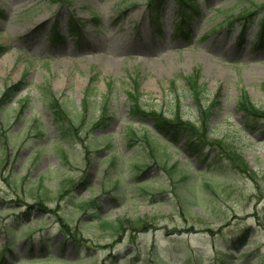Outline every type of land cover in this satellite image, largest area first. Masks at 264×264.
<instances>
[{
	"label": "rangeland",
	"instance_id": "obj_1",
	"mask_svg": "<svg viewBox=\"0 0 264 264\" xmlns=\"http://www.w3.org/2000/svg\"><path fill=\"white\" fill-rule=\"evenodd\" d=\"M148 2L0 0V99L22 85L0 106V264H264V119L240 107L264 112V9L243 39L237 21L264 0H196L187 36L176 0L157 21ZM134 94L169 122L207 109L222 147L195 154L131 118Z\"/></svg>",
	"mask_w": 264,
	"mask_h": 264
},
{
	"label": "trees",
	"instance_id": "obj_2",
	"mask_svg": "<svg viewBox=\"0 0 264 264\" xmlns=\"http://www.w3.org/2000/svg\"><path fill=\"white\" fill-rule=\"evenodd\" d=\"M60 2L65 3L66 0H58ZM167 0H149V9L151 11L152 17L155 18V21L158 20V15L160 9H162L163 5L165 4ZM177 5L179 8V27L178 30L181 33H185V26H187L193 19V15L197 11V7L195 5L196 0H176ZM264 7H257L255 6V9L253 11H250L247 13L245 16H241V18H238L239 20L243 23V29H242V35L241 37L243 38L247 32V27L250 23H252L253 18L255 16V12L263 10ZM236 21V20H235ZM233 21H230L229 24H231ZM80 27L78 24L76 25L75 21L73 19H70V29L72 33H77L79 32ZM187 36V33L184 34ZM52 38L54 42H61L63 41L62 37L59 36L57 32V28L55 27L52 33ZM257 42L260 43L259 46H263L264 44V18L262 20L260 32L258 35ZM244 45V42L242 41L241 46ZM260 47H257L258 49ZM2 51V47H0V53ZM193 83V82H192ZM195 94L197 98H199L201 94V89H197L196 84L193 83ZM22 85L19 84H12L11 86L6 87L5 91L3 92L1 99H0V106L6 105L8 101H10L12 98H14L16 95H18L21 91ZM135 94L132 95V102H133V107L132 111L130 114V117L133 119H141V118H151L155 122V126L158 131H161L166 134H171V137H176L174 138L175 141H178L181 138H185L186 143L189 146V150L192 151L195 154L200 153L204 148L206 149V146L210 145H218L219 147H222L221 142L216 143H210L206 132L208 131V112L206 111L207 109H203L201 107V125L199 127H195L194 125L187 123V122H182L180 118L177 117L173 122L167 121L163 115L161 114H156L155 112L150 113L146 112L143 108H141L136 100ZM49 106L48 108L55 113L56 116V121L57 124L60 126V129L62 131L63 137L68 138L72 137L75 133V128H73V125L71 126L69 122V114L63 108L58 104V101L56 99L51 98L49 100ZM241 110L244 111L247 114V117L250 118L252 121H257L258 119L262 120L264 119V112L258 110L254 105L250 103L249 100L244 99L240 103ZM257 119V120H256ZM110 118L107 116L106 112H103L101 117L96 123V126H103L107 121H109ZM69 124V126H67ZM129 136L133 139L135 138L134 133H130ZM134 140V139H133ZM225 153L228 155V158L234 162L235 166L237 167H243L247 169V166L244 162V160L239 156V154L236 152V150L230 148L229 146L224 148ZM103 227H110L117 231L118 227L114 226L111 223H105ZM120 227H123L120 225Z\"/></svg>",
	"mask_w": 264,
	"mask_h": 264
},
{
	"label": "bare ground",
	"instance_id": "obj_3",
	"mask_svg": "<svg viewBox=\"0 0 264 264\" xmlns=\"http://www.w3.org/2000/svg\"><path fill=\"white\" fill-rule=\"evenodd\" d=\"M7 60H8V58L5 60V62L4 63H6L7 62ZM5 65V64H4Z\"/></svg>",
	"mask_w": 264,
	"mask_h": 264
}]
</instances>
